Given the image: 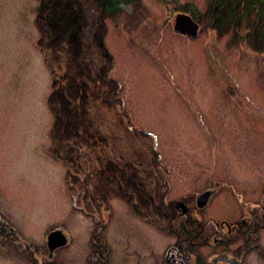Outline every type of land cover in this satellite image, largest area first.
I'll return each instance as SVG.
<instances>
[{
	"label": "rangeland",
	"instance_id": "obj_1",
	"mask_svg": "<svg viewBox=\"0 0 264 264\" xmlns=\"http://www.w3.org/2000/svg\"><path fill=\"white\" fill-rule=\"evenodd\" d=\"M42 2L0 0V212L15 230L5 227L0 264H32L24 245L48 261L47 240L55 230L70 245L58 248L52 264H87L94 234L120 253L124 239L119 247L114 241L128 229L134 244L147 235L151 246L136 245L148 253L171 243L132 214L131 199L101 202L94 186L104 159L167 180L174 212L182 201L214 225L240 221L264 205V56L198 22L196 40L178 35L177 14L204 12V0H139L105 19V44L114 58L110 77L132 127L119 108L100 107L91 116L106 143L79 144L80 152L73 145V154L64 133L54 135L64 127L59 121L54 128L49 102L54 75L45 63ZM54 67L62 79L64 56ZM152 150L161 163L158 174ZM67 155L75 164L67 165ZM209 190H215L209 204L197 209V198Z\"/></svg>",
	"mask_w": 264,
	"mask_h": 264
},
{
	"label": "trees",
	"instance_id": "obj_2",
	"mask_svg": "<svg viewBox=\"0 0 264 264\" xmlns=\"http://www.w3.org/2000/svg\"><path fill=\"white\" fill-rule=\"evenodd\" d=\"M67 1L43 0L40 12L44 14L45 23L41 27L47 28L45 38L49 49H45V63L54 75V93L49 101L56 115L54 128L58 127L59 121L64 127L59 132L55 130L54 135L64 133V146L69 152L74 149L73 145L78 146L80 152L79 144L93 142L94 146H102L106 143L91 116L100 107L119 108L128 120V126L132 127L129 115L123 109L120 86L110 77L114 58L105 44L107 28L104 21L119 14L123 5L139 0ZM204 3V12L187 10L196 22L214 30L219 37L231 35L234 41H240L255 54L264 56V0H204ZM60 55L64 56L66 65L62 79L57 78L54 67ZM138 133L149 138L144 132ZM151 154L154 156L152 165L158 174L161 170L158 154L154 150ZM64 161L68 166L75 164L73 156H65ZM101 165L103 169L95 175L97 185L94 183L101 202L117 196L131 199L136 212L163 213L165 216L175 213L173 204L166 200L167 180L160 176L155 179L143 166L133 169L107 159L102 160Z\"/></svg>",
	"mask_w": 264,
	"mask_h": 264
},
{
	"label": "flooded vegetation",
	"instance_id": "obj_3",
	"mask_svg": "<svg viewBox=\"0 0 264 264\" xmlns=\"http://www.w3.org/2000/svg\"><path fill=\"white\" fill-rule=\"evenodd\" d=\"M176 206L177 211L173 215L168 214L167 216L163 213L135 211L132 213L142 219L144 224L151 225L161 233L167 234L171 243L164 250L159 253L153 251V248L149 253L147 250L143 251L138 245L145 248L151 246V243L148 244L147 235L140 238L141 243L134 244L131 239V229L119 233L117 238L114 235L116 246L121 241L120 237L124 239L122 253L113 248L112 243H101L103 240L100 238L101 235H99L100 242L97 238L98 234H94L92 255L87 259V264H151L150 262L152 264H264V205H259L256 210L243 216L240 221L237 219L232 222L223 220L217 221L215 225L209 215L200 211L192 213L185 202H176ZM196 207L203 209L198 208L197 201ZM1 214L2 212H0V249L4 246L2 241L5 239V227L10 231H15L5 225L4 217ZM171 216L173 217L171 218ZM148 218L151 219L150 222ZM69 245L70 241L68 240L64 247ZM24 247L28 248V252H30L32 264H47L46 262L52 264L55 258L54 254L58 250L51 252L47 242L49 257L48 261H43L37 258L36 251L32 249L31 245H24Z\"/></svg>",
	"mask_w": 264,
	"mask_h": 264
},
{
	"label": "water",
	"instance_id": "obj_4",
	"mask_svg": "<svg viewBox=\"0 0 264 264\" xmlns=\"http://www.w3.org/2000/svg\"><path fill=\"white\" fill-rule=\"evenodd\" d=\"M199 29V24L190 15L184 13L177 14L174 22V31L178 35L187 36L192 40H196L199 35ZM213 194V190L202 193L197 199L198 207H205ZM67 242L68 240L61 230H55L49 234L48 246L51 252L65 246Z\"/></svg>",
	"mask_w": 264,
	"mask_h": 264
}]
</instances>
